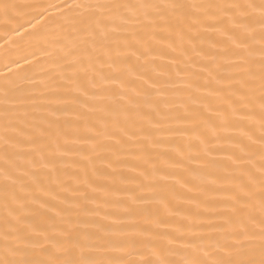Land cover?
Returning <instances> with one entry per match:
<instances>
[{
	"label": "snow or ice",
	"instance_id": "6c2138e0",
	"mask_svg": "<svg viewBox=\"0 0 264 264\" xmlns=\"http://www.w3.org/2000/svg\"><path fill=\"white\" fill-rule=\"evenodd\" d=\"M0 41L38 85L0 100V264H264V0H0Z\"/></svg>",
	"mask_w": 264,
	"mask_h": 264
},
{
	"label": "bare ground",
	"instance_id": "6f19581e",
	"mask_svg": "<svg viewBox=\"0 0 264 264\" xmlns=\"http://www.w3.org/2000/svg\"><path fill=\"white\" fill-rule=\"evenodd\" d=\"M33 2L37 3H59L61 0H33ZM41 25H38L37 28L38 30L41 28ZM19 44L25 49L24 55H28L29 59H35L39 58V62L43 64L45 67L51 68L50 64V57L46 56V52H52L53 55H55V49L53 45L50 44H45L41 46H30L29 44V39L28 37H24L23 39H19ZM2 43V41H0ZM35 53V57H33L31 54ZM21 64H24V61L21 60ZM13 68V73L11 74L10 77V82L6 84L4 76L6 73V69L3 67V63L0 62V100L3 99V93L6 87L11 89V94L14 96H21L23 95L24 91L33 87H38V85L34 86L30 83L27 82L28 77L31 78H37L35 72L33 71L32 68H30L27 65H24L23 68H17L16 65H12ZM17 86H19L17 88ZM128 164L134 163L133 161H128ZM120 175L124 177H129L132 178L135 174L132 173L127 166L122 167L120 170ZM120 176H117V180H119ZM119 187L120 185L117 184ZM128 187H134V185L129 184ZM139 220V218H137ZM214 224L216 226H219L222 224V220L219 218V216L216 217L214 220ZM125 226L126 227H131V222L125 221ZM110 255H112L115 258H120L123 257L125 259H139V256L133 255L131 257L127 256L125 253H120V252H113Z\"/></svg>",
	"mask_w": 264,
	"mask_h": 264
}]
</instances>
